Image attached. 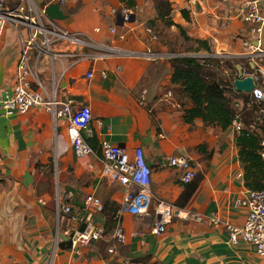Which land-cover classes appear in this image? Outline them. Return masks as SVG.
<instances>
[{"label":"crops","instance_id":"1","mask_svg":"<svg viewBox=\"0 0 264 264\" xmlns=\"http://www.w3.org/2000/svg\"><path fill=\"white\" fill-rule=\"evenodd\" d=\"M34 1L59 27L83 33L116 51L106 58H89L93 51L82 48L83 56L77 61L61 56L52 58V63L44 54L37 64L46 88L50 87V67L56 75L65 70L58 81L59 95L90 108L91 122L81 134L91 154L80 156L72 149V134L64 119H53L37 109L11 116L0 110V264H120L134 257H148L142 264H264V256L250 244L229 242L224 227L225 222L244 221L246 209L237 202L254 190L245 185L236 131L231 126L206 125L200 118L192 124L183 122V108L192 103L170 82V58L200 55L196 53L206 55H201V61L217 60L223 79L228 76V69L222 67L226 59L238 61L236 73L237 64L264 73V25L260 35L250 34L248 24L232 9L242 0H162L167 3L161 4L164 14H159L157 0H130L135 13L126 23L111 12V6L128 0ZM166 20L173 24L167 25ZM6 32L0 36V61L5 67L0 95L12 89L19 55V51L11 58L3 55ZM182 44L188 45L184 53L179 51ZM73 49L57 43L52 52ZM86 72H92V77L87 78ZM243 109L244 114L251 110ZM102 139L128 152L137 147L143 150L152 169L153 198L146 212L124 210L125 188L102 176ZM201 144L210 156L197 150ZM172 154L187 155L201 173L197 188L181 207L176 202L184 185L179 170L167 163ZM50 163L53 170L48 175ZM55 184L61 194L70 195L71 215L77 219L90 214V220L101 226L107 216L118 217L125 235L121 245L128 248L120 253L116 247L106 254L109 236L75 249L58 248L55 240L63 239L61 235L69 239L64 231L76 222L69 216L56 218L50 193ZM87 196L99 199L103 211L88 203ZM157 199L178 211L160 234L151 230ZM195 215L202 220H195ZM212 216L219 224L212 223Z\"/></svg>","mask_w":264,"mask_h":264},{"label":"built area","instance_id":"2","mask_svg":"<svg viewBox=\"0 0 264 264\" xmlns=\"http://www.w3.org/2000/svg\"><path fill=\"white\" fill-rule=\"evenodd\" d=\"M66 0H59L62 4ZM264 0H242L233 5V12L248 24L250 34L260 35L264 25ZM111 12L119 17L124 23L129 22L135 13L133 6L125 1H119L111 6ZM7 26L16 30L19 55L14 69V83L11 91L0 95V110L6 116L22 114L30 109L48 112L53 119H64L68 122L67 130L72 134L71 146L80 156L89 155L93 152L91 146L82 136V131L89 127L91 111L87 105H75L71 97L62 98L58 91L59 78L65 73L60 71L57 75L50 67V87L46 88L39 78L37 64L40 56L49 55L59 59L61 56H69L76 61L83 56L82 48H87L89 58L107 56L116 50L102 46L87 38L83 33L70 32L59 27L56 22L46 15L43 7L34 0H17L15 5H8L6 0H0V36L3 35ZM114 33L115 28L111 27ZM62 43L72 45L71 51L52 52L54 44ZM259 70L247 72L242 68V76H254L255 85L248 93L249 99L244 102L241 98L235 103L236 114L231 123L233 130L238 131L243 126L241 107L255 108V118L250 124L253 129L257 124L264 123V89L259 82ZM260 72V71H259ZM261 73V72H260ZM236 74V72L234 73ZM92 72H86L87 78L92 77ZM103 76L105 74H102ZM264 77V73H261ZM234 88V87H233ZM235 90V89H234ZM237 92V91H236ZM100 124L101 122L98 121ZM99 153L102 160V176L108 180L119 183L125 188L123 197V209L132 212H146L153 198L150 190L152 169L147 163L143 150L140 147L128 152L120 145L110 143L102 139L99 143ZM259 154L264 161V134L260 139ZM169 166L179 170V179L186 183L194 179L199 170L195 162L184 154H172L167 157ZM56 218L63 215L76 224L68 226L65 235H72L71 248L75 249L91 241H97L106 237L103 226L94 224L91 220L86 221V227L82 232L78 231V225L82 219L71 215V206L68 204L70 195L61 194L55 184L53 195ZM86 201L91 203L97 210L101 209L99 199L87 196ZM237 206L246 209L245 219L241 224L225 222L224 227L228 233V241L231 243L244 242L250 244L255 253L264 256V187L259 190H248L237 202ZM178 216L174 206L162 199H157L154 206V217L151 221V230L155 234L163 233L173 217ZM186 217V216H185ZM194 219L202 220L201 215H195ZM214 225L219 224V219L210 218ZM117 243L125 242L123 227L117 218L115 226L108 234ZM57 241L55 240V245ZM115 244L108 248V252H114ZM120 264H142L140 262L124 261Z\"/></svg>","mask_w":264,"mask_h":264},{"label":"trees","instance_id":"3","mask_svg":"<svg viewBox=\"0 0 264 264\" xmlns=\"http://www.w3.org/2000/svg\"><path fill=\"white\" fill-rule=\"evenodd\" d=\"M128 5L133 6L132 2L128 0ZM167 5V3L164 1ZM162 0H157V8L159 14H164L166 9L161 7L165 5ZM184 17L187 19L185 10H181ZM167 25L173 24V21L166 20ZM182 36L185 39L188 37L184 34L182 27L176 25ZM200 46L209 50L206 43L201 40H197ZM227 60V59H226ZM224 60L223 63L226 61ZM217 60L205 59L203 61L196 57L185 55L175 56L170 58L172 65V74L170 82L172 85H177L178 89L183 96L188 98L192 103L190 107L183 108L182 119L183 122L192 124L195 118H200L206 125H217L221 129H226L231 126L235 114L237 112L235 103L238 102V98L246 102L249 98L248 94L242 92H236L233 88L231 79L235 73L233 65H228V76L226 79L217 77V70L211 71V63ZM227 62H225L226 64ZM224 67V65L222 66ZM246 70L253 72L254 70L246 64ZM244 106L241 107L243 109ZM244 110V109H243ZM243 110H240V114L243 118V126L240 130L236 131L235 144L238 147V155L241 162L244 164V179L245 185L254 190H259L264 187V161L259 154L260 139L264 133V127L262 124H257L255 128L251 129L250 124L253 122L256 114L255 108H251L250 114H244ZM249 110V109H248ZM198 151L204 152V154L210 156L211 152L207 151L205 144H201L197 148ZM53 170L52 163L49 164L47 174L51 175ZM189 182L183 183V192L178 198L176 204L181 207L191 197V194L195 191L199 184L200 175ZM103 205L99 211H103ZM118 217L107 216L102 224L106 236H108L111 229L115 226ZM115 244L120 253L124 252L128 247L117 243L114 239L108 243V247L105 250L106 254L108 248ZM57 246L60 249H69L71 247V240L60 239L57 242ZM148 257L129 258V261L144 262Z\"/></svg>","mask_w":264,"mask_h":264},{"label":"rangeland","instance_id":"4","mask_svg":"<svg viewBox=\"0 0 264 264\" xmlns=\"http://www.w3.org/2000/svg\"><path fill=\"white\" fill-rule=\"evenodd\" d=\"M16 2H17V0H12V2L10 4H8V3L7 4L11 6V5H15ZM6 30H7V32L5 34V42H6V45H5V49L3 50V55L4 56L5 55L10 56V58H11L13 56V54L15 55V54H17V51H19L18 37H17L16 30L13 27L7 26L6 27ZM187 46L188 45H186V44H182L180 46V48H179V51L182 52V53L186 52ZM196 54H200V55L197 56ZM196 54H195L196 55L195 57L198 58L199 60L204 55L202 53H196ZM205 56L206 55H204L203 58ZM208 59L209 60H214V59H210V58H208ZM225 62H227V63L225 64ZM225 62L223 64L224 65V68H228V65H233L234 66V63L235 62H238V61L226 60ZM210 68H211V71H215V70H217V72L221 71V69H219V65L216 64V62H214V61L211 63ZM246 71L249 73L248 70H246ZM257 72L259 73V78L261 79V81L259 82V85H261L262 88L264 89V77L261 75V73L259 71H257ZM219 74H220V72H219ZM219 74L217 75V77L223 79V76L221 74L220 75ZM252 108H254V107H252ZM250 112H251V110H250ZM250 112H249V114H250ZM246 119L247 118H243V120H246ZM262 126L264 127V124ZM53 190L55 192V187L53 188Z\"/></svg>","mask_w":264,"mask_h":264},{"label":"water","instance_id":"5","mask_svg":"<svg viewBox=\"0 0 264 264\" xmlns=\"http://www.w3.org/2000/svg\"><path fill=\"white\" fill-rule=\"evenodd\" d=\"M251 66H252V64H251ZM4 68L5 67L3 65V62L0 61V87L3 85V81H4V75H5V69ZM236 70H237V73L232 77V80H231L232 85H233L235 91L248 94L253 89V87L255 85L254 76H251V75L242 76V66L239 64L236 65ZM49 180L51 181L52 178H50ZM53 191L54 190L51 189L50 193L54 194ZM54 210H55V207H54ZM90 217H91L90 214H87V216L82 219V222L78 225V231L79 232H82L85 229L86 224H87L86 221L90 220ZM71 236L72 235L70 234L69 237H71ZM61 237L63 239H67L63 235H61Z\"/></svg>","mask_w":264,"mask_h":264}]
</instances>
